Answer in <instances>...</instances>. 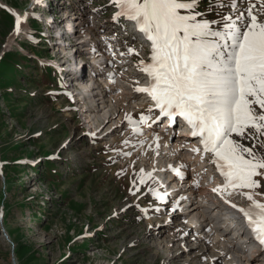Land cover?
I'll use <instances>...</instances> for the list:
<instances>
[{
    "label": "rangeland",
    "instance_id": "374dc122",
    "mask_svg": "<svg viewBox=\"0 0 264 264\" xmlns=\"http://www.w3.org/2000/svg\"><path fill=\"white\" fill-rule=\"evenodd\" d=\"M83 2L77 35L89 39L88 32L94 41L104 34L111 44L105 48L118 60L109 61L118 90L110 95L127 91L109 107L65 96L50 67L62 48L44 37V19L67 3L0 0V264H263V255L251 260L250 248L223 220L239 214L219 202L208 160L205 170L197 160L195 176L187 177L193 196L201 197L192 198L185 218L172 199L157 198L174 183L168 167L182 151L156 147L160 136L149 139L148 130L160 122L148 125L146 113L136 111L138 89L131 91L147 82L141 75L154 69L157 57L166 59L165 78L174 73L187 83L196 77L191 89L227 125L219 154L253 174L223 190L234 203L264 204V0ZM125 12L148 14L157 35L148 46L124 32ZM174 22L186 25L185 32ZM215 49L231 61L220 60ZM186 183L174 202L180 208L187 206ZM213 200L221 204L214 208Z\"/></svg>",
    "mask_w": 264,
    "mask_h": 264
},
{
    "label": "bare ground",
    "instance_id": "6f19581e",
    "mask_svg": "<svg viewBox=\"0 0 264 264\" xmlns=\"http://www.w3.org/2000/svg\"><path fill=\"white\" fill-rule=\"evenodd\" d=\"M60 2H62V1H60ZM43 4V3H42ZM129 16V15H132V16H134V17H137V16H145V20H146V22H147V20H148V18H147V15L146 14H144V13H137V14H131V13H129V14H124V16ZM70 17V19L68 20V22L66 23V24H68V26L70 25L71 27H73L72 25H76L77 24V22H75V21H77V20H75V19H73L74 17H71V15L69 16ZM65 18H67V16H65ZM79 23V22H78ZM78 26H77V28H81L82 27V22L80 23V24H77ZM76 32H77V29H76ZM90 33V32H89ZM57 35V34H56ZM86 35L88 36V38L89 39H85L84 37H82V38H79V36L77 35V38H75V40L77 41V44L74 42V41H70V43L68 42V41H64L63 40V37L61 36V37H59L60 38V40H59V42H58V44H60V45H58V49H61L60 51H61V53H58L57 52V58H59L60 60H62V64H65V62H69L70 61V59L68 58V59H66L65 58V56L63 57V55L64 54H67V56L68 57H70L71 59H72V63H70V66H68V68H67V65H65L64 67H66V70L68 71L67 73V77L66 78H68V80H74V79H76L75 77H77V79L80 77V75H84V74H87V73H83V71H78L79 70V64H80V62L77 60V58H76V56H77V54H81V47L83 46L84 47V44L87 42H89V40L91 41V39H92V37L91 36H89L88 35V32L86 33ZM57 36H59V35H57ZM84 36V35H83ZM103 38V35H98V36H96L95 38H94V40H95V42L97 41V40H100V42H101V40H103L102 39ZM86 43V44H87ZM99 44V43H98ZM70 45H72V46H70ZM62 46V47H61ZM68 47H70V51H68L67 49H68ZM91 61L94 63V66L96 65V66H98L97 64H101L102 63V60L103 59H105V60H107V59H109V57L108 56H105L104 54L102 55V57H100V58H97V57H93V55H91ZM155 63V64H154ZM157 63H159V61L158 60H155V62H153V64L154 65H157ZM103 65V64H102ZM105 65H107V64H105ZM108 66V65H107ZM101 70H99L98 71V73H97V77L100 79V83H99V81L98 80H96V81H94V78H92V77H90V78H87V79H84V78H82V79H80V82H79V84H78V86L79 87H81L82 88V90H81V92H79V98L77 99L78 101H83V102H85L86 104H92L94 101H98V102H100V104L102 103L103 105H105L104 107H109L110 105H106V104H111V102L112 101H114V99L115 98H117L118 97V99H119V97H121L123 94H127V91L126 92H122V93H118V95H117V97L116 96H112V95H110L111 93H112V91H110V89H113L114 90V92H118V90H116L117 89V87L115 86V84H116V81L117 80H114L115 81V84H113V85H111L112 83H114V81H113V79H111L112 78V74H110L109 72H106V70H104L103 68H100ZM162 69H159L158 70V72H156V71H153V72H149V74L147 75V78H149V75L151 74V73H156V80L157 81H160L161 79H160V76H162V75H159V71H161ZM78 72H81V73H78ZM166 74V73H165ZM84 76H86V75H84ZM163 77V76H162ZM122 78V77H121ZM144 78H146V77H144ZM165 78V77H164ZM122 81H123V79H122ZM121 81V82H122ZM162 82V81H161ZM126 83V82H125ZM167 83H168V85L169 86H171V85H173V84H175L176 83V81H175V77L174 76H172L170 79H168L167 80ZM70 84H72L73 86H71L72 87V89H73V91H75V93L76 94H78V87L76 86H74V83H70ZM97 84H99V85H97ZM121 84H124V83H121ZM142 84H144V85H146L147 84V82L146 83H142ZM95 86H96V88H95ZM75 87V88H74ZM93 87V88H92ZM98 87H103V91H96L97 89H99ZM109 87V88H108ZM132 87V86H131ZM133 88V87H132ZM128 89H129V87H128ZM138 89V88H137ZM134 90H136L135 88L131 91V92H135ZM94 91V94H91L92 92ZM110 91V92H109ZM123 91V90H122ZM138 93H139V89H138ZM119 94H122L121 96H119ZM135 94H136V92H135ZM75 95V94H74ZM108 95V96H107ZM140 95V94H139ZM126 96V95H125ZM86 97H88V98H86ZM127 97V96H126ZM85 98V99H84ZM89 98H93V99H89ZM96 98V99H95ZM123 99L122 100H126V98L125 97H122ZM89 100H91L90 102H88ZM141 100V99H140ZM135 102V100H132V103L133 104H135V106L136 107H139L140 105H141V103L140 102H138V103H134ZM113 104V103H112ZM111 104V105H112ZM86 108H88V107H86L85 106V108L84 109H86ZM94 108L96 109V104H94L93 105V108L90 110L89 109V111H95L94 110ZM139 110H140V108H138ZM137 110V109H136ZM88 111V112H89ZM113 112V111H112ZM88 117L86 116V121H88V123H90V121L87 119ZM163 123V122H162ZM162 130V129H161ZM161 130H158V131H155V133H154V135L155 136H160V137H162V139L160 140L159 138H155V141H156V143H155V145H156V147H158V146H161V145H163V146H168V145H171L172 144V146L170 147V151L172 152L173 151V149L174 148H177V152L176 153H179V151L181 150L182 152L180 153L181 155H178V154H173V156H174V159H171V161H172V165H169V167H168V170H171L172 171V176L174 175L175 177L173 178V181L172 182H174L171 186H172V189L171 190H169L171 187L169 186V188H168V186H167V188H166V190H164V189H162V191L161 192H165V193H172V191H174V189H177V191L176 192H178L177 193V195L179 194V188H180V191L182 190V188H181V186L179 187V183L181 184V183H186V182H188V183H186V189L184 190V192L183 193H185L186 194V196L184 197L187 201V203H188V199H192L191 198V194L192 193H194L193 191H195L193 188V185H189L188 187H187V184H189V182L190 181H188V179H187V177H188V173H185V175H184V172H185V168L187 167V165H190L191 163H193V162H195V161H199V163H202L203 165H204V160H206L204 157H202V151H198V149H196V148H194V146H192L191 147V150H192V152H194L193 153V155L195 156L194 158H193V160H192V162H189V160H188V164L185 162V159L186 158H189L188 157V155H190V154H188L187 155V153H185V152H183V149H185L186 150V148L185 147H183V146H180V145H178L177 144V142L176 141H174V140H172L171 138L169 139V140H167V138H164V137H166L165 135H167V136H170V134L169 133H160V131ZM148 133H150L148 136H149V139H151V137L153 136L152 135V131L151 130H148ZM147 133V134H148ZM173 141V142H172ZM181 147H183V149H181ZM168 148V147H167ZM187 152L189 153V150L187 149ZM173 153V152H172ZM185 155V156H184ZM180 156H181V158H180ZM197 161V162H198ZM176 165H175V164ZM198 164V163H197ZM176 167H182V172L180 173V174H174L173 172H174V170L176 169ZM192 167L194 168L195 166H193L192 165ZM203 167V166H202ZM205 168H207V166H205L204 165V167H203V169L205 170ZM212 172V171H211ZM250 175H253V174H251V172H250V170L249 169H243V168H241V166H236L235 167V173L231 176V180L230 181H228V182H224L223 183V185H219V183L221 182V179L219 178V177H217V181H215L214 183H215V185H216V187L215 188H213V190H214V192H215V194L217 193V195L219 196V197H225L226 195H227V193H225L224 192V190H223V188H225V187H227V186H230V185H232L234 182H238L239 181V179L241 178V177H245V179L246 180H248V178L250 177ZM246 176H247V178H246ZM249 176V177H248ZM219 178V179H218ZM175 180V181H174ZM242 182V181H241ZM245 183H246V181H244ZM168 184H170V183H168ZM193 184V183H192ZM236 185V184H235ZM246 185H249V183H248V181H247V183H246ZM160 186H162V187H164V185H160ZM160 190V189H159ZM159 192V191H158ZM157 192V193H158ZM176 195V196H177ZM193 195V194H192ZM228 196V195H227ZM199 197H201V196H199ZM210 197V196H209ZM214 199V198H213ZM231 200V199H230ZM214 201V200H213ZM237 201V200H236ZM201 202V201H200ZM215 202V206H214V208H216L219 204H221L222 203V200H220L219 202H221V203H219L218 204V201H214ZM214 202H213V204H214ZM187 203H185V205H187L188 206V204ZM253 203H256V202H252L251 204H253ZM191 206H192V203L189 205V207H190V210H191ZM209 206V205H208ZM186 207V206H185ZM210 208V207H209ZM192 212H194V210H195V207L193 208L192 207ZM189 209H188V212L190 211ZM187 212V213H188ZM176 213H178V214H180V216H179V219H181V216H182V218H185V217H183L184 215H186V214H184V215H182L181 214V212H176ZM230 219H231V223L234 221L233 219H236L235 217H233V218H231L230 217ZM198 221L199 220H194V222L195 223H198ZM237 221V220H236ZM193 228V227H192ZM216 229V228H215ZM232 229H234L233 231H235L236 232V234L239 232V227H237V228H232ZM230 230H231V228H230ZM232 231V230H231ZM194 233V232H193ZM235 234V233H234ZM235 234V235H236ZM218 234H216V236H217ZM231 236V235H230ZM237 237L240 239V240H242V238H243V236H236V238L235 239H237ZM246 245H250V244H248V243H246ZM250 248H251V246H249ZM241 248V247H240ZM255 245H254V247L252 248V253L251 254H249V256L251 257V260H254V261H257V260H259L257 257L261 254V253H259V252H257L256 253V251L257 250H255ZM243 249V248H242ZM241 249V250H242ZM264 264V263H263Z\"/></svg>",
    "mask_w": 264,
    "mask_h": 264
},
{
    "label": "trees",
    "instance_id": "16d2710c",
    "mask_svg": "<svg viewBox=\"0 0 264 264\" xmlns=\"http://www.w3.org/2000/svg\"><path fill=\"white\" fill-rule=\"evenodd\" d=\"M52 172V171H51ZM53 173V172H52Z\"/></svg>",
    "mask_w": 264,
    "mask_h": 264
}]
</instances>
